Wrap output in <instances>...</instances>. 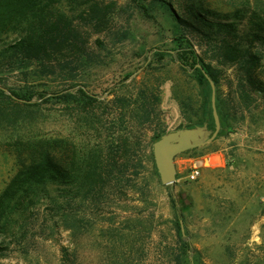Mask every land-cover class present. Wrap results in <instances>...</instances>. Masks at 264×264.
<instances>
[{"label":"rangeland","instance_id":"374dc122","mask_svg":"<svg viewBox=\"0 0 264 264\" xmlns=\"http://www.w3.org/2000/svg\"><path fill=\"white\" fill-rule=\"evenodd\" d=\"M68 1L88 38L81 61L71 54L44 74L36 62L19 60L12 70L0 59V85L73 94L83 86L102 100L97 123L58 101L3 118L0 194L41 144L69 170L82 150L102 152L101 183L87 193L73 172L70 183L50 180L34 209L0 229V264H264V0H196L208 20L234 23L229 30L180 24L171 8L192 20L190 0H99L114 13L100 28L77 16L85 4ZM225 37L240 50L233 60L221 49ZM16 39L0 34V51ZM189 42L197 56L187 53L182 66ZM193 62L216 71L222 135L179 154L181 179L165 186L157 135L205 121L215 127L210 82ZM125 130L134 136L131 152L110 166L106 156L122 152L109 139ZM197 164L201 177L182 179Z\"/></svg>","mask_w":264,"mask_h":264},{"label":"trees","instance_id":"16d2710c","mask_svg":"<svg viewBox=\"0 0 264 264\" xmlns=\"http://www.w3.org/2000/svg\"><path fill=\"white\" fill-rule=\"evenodd\" d=\"M66 0H0V34L14 33L17 39L13 44L0 51V59H9V68L14 70L12 63L21 60L25 65L36 62L44 74L57 65H68L70 55L77 56V61H81L88 38L74 15L64 7ZM81 6L85 4V8L77 15L88 23L97 28L107 24L113 18V10L111 5H103L99 0H73ZM69 0L68 2H73ZM192 11L191 19L180 16V13L172 9L176 20L185 26L195 27V22L199 25L211 28L214 25L223 29H235L234 23L217 22L208 20L206 16L200 12L199 6L202 2L190 0ZM203 5V4H202ZM221 49L225 52L227 59L233 60L240 54L237 44H234L229 38L225 37L220 41ZM185 57L181 56L182 66H185L184 58L187 53L197 56L196 51L191 42L188 46L183 47ZM4 64L0 60L1 65ZM205 71L218 83L216 71L210 64L201 63ZM191 65H196L193 62ZM200 71H202L199 68ZM202 77L207 78L201 73ZM58 101L67 105H74L76 109L86 112L85 119L93 124L97 121L93 117L96 115L93 109L98 108L102 103L98 94L88 92L83 86H80L78 93L73 94L69 90H63L58 93H50L48 91H30L27 89L15 90L0 85V124L3 118L21 113L34 108L40 110L46 104ZM71 105V106H72ZM218 106V104H217ZM219 111V108H218ZM220 114V113H219ZM2 117V118H1ZM202 124V123H201ZM163 133L157 135L161 136ZM134 136L130 132H125L121 136H111L109 141L111 144L118 142V152H122L118 156L108 157L107 162L110 166L117 164V158L126 162L127 157L132 149ZM121 143H120V142ZM113 151V149L111 150ZM30 160L22 164L17 173L13 176L5 189L0 194V229H2L9 220L17 215L26 216L27 213L36 207V196L38 191L44 187L50 180L62 177L68 181L70 172L76 175L73 182H76L82 191L91 193L96 191V187L101 183L102 168L104 155L95 148H88L77 153L69 163L72 170L59 161L56 154L49 144H41L33 150ZM76 165L79 168H76ZM124 165V163L122 164ZM175 206L176 201L174 200Z\"/></svg>","mask_w":264,"mask_h":264},{"label":"water","instance_id":"95a60500","mask_svg":"<svg viewBox=\"0 0 264 264\" xmlns=\"http://www.w3.org/2000/svg\"><path fill=\"white\" fill-rule=\"evenodd\" d=\"M196 67L202 70L212 88L211 107L215 127L212 128L209 121H205L202 124L168 131L154 141L153 153L155 164L161 183L165 186L174 185L177 181L176 157L179 154L205 146L222 135V123L217 106L216 83L205 71L202 64L197 63ZM181 228L183 234H185V227L182 220Z\"/></svg>","mask_w":264,"mask_h":264},{"label":"built area","instance_id":"2783aa9c","mask_svg":"<svg viewBox=\"0 0 264 264\" xmlns=\"http://www.w3.org/2000/svg\"><path fill=\"white\" fill-rule=\"evenodd\" d=\"M201 175H202V166L197 164V165H193L190 168L188 174L182 179L188 180V181H196L201 177ZM180 179L178 178V181H180Z\"/></svg>","mask_w":264,"mask_h":264}]
</instances>
